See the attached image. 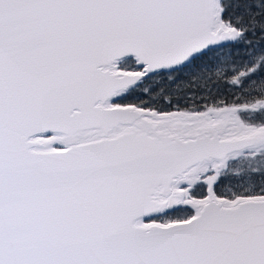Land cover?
Listing matches in <instances>:
<instances>
[{
    "label": "snow or ice",
    "instance_id": "snow-or-ice-1",
    "mask_svg": "<svg viewBox=\"0 0 264 264\" xmlns=\"http://www.w3.org/2000/svg\"><path fill=\"white\" fill-rule=\"evenodd\" d=\"M0 264H264V0H0Z\"/></svg>",
    "mask_w": 264,
    "mask_h": 264
},
{
    "label": "trees",
    "instance_id": "trees-1",
    "mask_svg": "<svg viewBox=\"0 0 264 264\" xmlns=\"http://www.w3.org/2000/svg\"><path fill=\"white\" fill-rule=\"evenodd\" d=\"M156 103H160V101H159V99L158 98H156V101H155ZM182 103H183V101H182Z\"/></svg>",
    "mask_w": 264,
    "mask_h": 264
}]
</instances>
